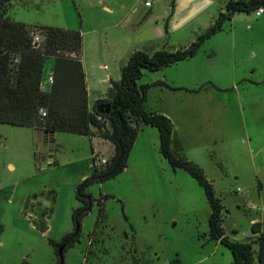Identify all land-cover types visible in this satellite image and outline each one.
I'll return each mask as SVG.
<instances>
[{"label": "rangeland", "instance_id": "1", "mask_svg": "<svg viewBox=\"0 0 264 264\" xmlns=\"http://www.w3.org/2000/svg\"><path fill=\"white\" fill-rule=\"evenodd\" d=\"M134 1L139 3L136 14L124 8L129 0H16L8 17L31 27L82 33L84 62L101 66L90 78L92 106L108 93L104 77L116 72L119 56L118 63L111 58L116 50L123 53L135 45L149 49L156 41L151 30L167 31L175 39L180 30L200 36L211 26L209 12L198 2L193 11L174 14L175 0ZM146 1L153 3L155 15L150 16ZM198 55L200 72L211 76L221 91L207 85L203 89L198 134L212 144L191 156L225 207V234L251 242L256 239L252 222L264 226V15L237 13ZM156 76L146 71L140 84L152 85ZM169 90L152 87L147 108L179 109L188 101L189 96ZM143 128L127 168L87 189L102 201L105 219L100 222L101 207L95 204L82 221L80 241L64 253V264H233L229 248L210 237L211 208L203 188L161 155L158 129ZM34 137L32 129L0 124V264H57L51 242L61 243L75 232L77 186L92 174L95 151L99 166L107 161L102 157H112L108 142L58 132L52 163L38 164ZM36 196L50 217L44 234L37 230L36 218L26 213Z\"/></svg>", "mask_w": 264, "mask_h": 264}, {"label": "trees", "instance_id": "2", "mask_svg": "<svg viewBox=\"0 0 264 264\" xmlns=\"http://www.w3.org/2000/svg\"><path fill=\"white\" fill-rule=\"evenodd\" d=\"M15 1L0 0V124L29 128L41 136L44 132H63L98 137L114 146L113 155L105 164L97 165V156L94 158L92 174L77 186L79 207L73 213L75 232L66 235L61 243L51 242L58 256L57 264L64 260L66 250L80 241L82 221L95 204L101 207L100 222L105 219L102 201L87 193V189L113 179L127 168L135 137L144 125L158 129L160 153L171 167L184 170L203 188L211 208L210 237L229 248L234 257L233 264H264L262 224L252 225L257 236L251 242L234 241L225 234V207L213 184L204 170L183 154L172 120L147 108L152 87L181 89L166 82L140 84L146 71L157 73L195 58L208 40L225 30L227 21L237 13L256 12L264 7V0H230L210 28L188 47L176 51L162 49L153 54L134 52L122 70L120 81H113L106 96L96 100L92 109L83 63L82 33L17 23L8 17ZM35 34L41 35V43L34 42ZM50 74L54 76L53 84H47ZM62 247L65 248L60 254Z\"/></svg>", "mask_w": 264, "mask_h": 264}, {"label": "crops", "instance_id": "3", "mask_svg": "<svg viewBox=\"0 0 264 264\" xmlns=\"http://www.w3.org/2000/svg\"><path fill=\"white\" fill-rule=\"evenodd\" d=\"M177 1L178 0H175L173 2L172 13L175 14L179 9L183 13H189L193 11L194 9L193 8V6L195 5L194 3L198 2L200 3L199 5L200 9H202L203 12H206V13L209 12V17L211 21L213 22L214 19L218 16V14L221 12V10L225 7V5L230 0H179L178 2ZM128 5H125L124 8L127 9V7L128 8L130 7V11L132 12L131 14H136L138 12L139 3L137 1L129 0ZM153 6H154L153 3L150 7L146 6L147 8H152V11H149L150 16L156 14V11L153 10ZM107 10L110 11L109 9ZM131 31L133 32L134 28H132ZM149 35L156 37V41L152 43V45H150L149 49L145 47L139 48L138 45L129 46V47H126V50H123L124 51L123 53H120L119 51L116 50L117 52L115 51V53L111 56L112 60H114L115 63H118L117 57L119 56V63H118V67L116 68V72L111 70V73H107L104 77L105 81L110 84V86H108L107 91L110 89L113 81L115 82L120 81L121 76H122V70L124 66L127 64L128 59L134 52L144 51L148 54H153L156 51H159L162 49L176 51V50H179L178 47H182V48L188 47L190 43L192 44L194 41L197 40L196 38L199 37V34H197V32L195 34V32L193 31L187 32L186 30H180L178 38H175V39H174V36H172L167 31L164 34H158V33L156 34L154 31L151 30ZM190 37H193L191 38L192 39L191 42H188L189 44H184L186 43L184 42V40L190 39ZM183 45L185 46L183 47ZM198 58H199V55H197L195 58H192L187 61H183L177 65H174L172 67L166 68L160 72L155 73L157 74V76H156V79H154L153 81V83L166 82L169 85H171L173 88L181 89V90L173 91V90H169L163 87L164 89L169 90L171 92H180L181 94L189 96L188 101L185 104H183L181 107H179V109H176V108L169 109V108L160 107L153 111L161 112L172 120L175 126V135H176V138L181 142L183 153L189 160L195 162L196 164H199V162L197 161L196 158L191 156V153L200 152L203 148H205L207 144L208 145L212 144V143L206 142V140L202 138L201 136H199L198 134V129H200L201 122L204 119V115L202 116L201 109L198 103L200 102L202 98L201 96L204 95L203 89H205L206 87H207L206 89L212 88L214 90L213 92L221 91L220 86L217 85V83L211 78V76L210 77L206 76L200 72V67L198 68L197 64L200 63L201 59H198ZM83 63H84V69H85V74L87 78L89 107L92 109L94 107L96 100H98L99 98H104L107 92L104 94V96H99L95 98L92 102L93 103L92 106H90V94H91L90 78L96 75V70L100 69L101 66L94 68V66L88 65L86 61L84 62V60H83ZM114 74L116 76H114ZM144 132L145 131L143 127L141 128L140 131L137 132V135L135 137L136 142L142 137V134H144ZM34 136H35L34 140L37 143V140L41 139V135H38L34 131ZM96 138L99 140H102L98 137ZM102 141H105V140H102ZM105 142H108V141H105ZM108 144H111V143L108 142ZM111 148H112L111 150H112V155H113L114 147L112 146ZM37 149L38 150L36 153V159H37V154H38L37 162L39 164L43 162V160L41 156V148L38 147ZM95 156L98 157L96 151L94 153V157ZM102 159L108 160L105 157H102ZM52 161H53V158H48L47 164H51ZM40 205H41L40 197L36 196V197L31 198L26 207V213L29 212L31 215H33L34 207L40 206ZM47 216H48V219H47V225H48V220L50 219V217L49 215ZM254 223H260L263 226V223L259 220H254L252 222V225ZM261 229L262 231H264V226Z\"/></svg>", "mask_w": 264, "mask_h": 264}, {"label": "water", "instance_id": "4", "mask_svg": "<svg viewBox=\"0 0 264 264\" xmlns=\"http://www.w3.org/2000/svg\"><path fill=\"white\" fill-rule=\"evenodd\" d=\"M37 147L41 148L43 163L47 164V159L53 158L54 153L58 148L54 140V133L44 132L41 136V139L37 140ZM33 216L37 221V230H39L43 234L46 233L49 230V227L47 225L48 216L47 213L42 209L41 205L34 207ZM64 248L65 247H62L60 249V254L62 253ZM61 264H64V260H61Z\"/></svg>", "mask_w": 264, "mask_h": 264}, {"label": "built area", "instance_id": "5", "mask_svg": "<svg viewBox=\"0 0 264 264\" xmlns=\"http://www.w3.org/2000/svg\"><path fill=\"white\" fill-rule=\"evenodd\" d=\"M145 5L147 6V7H150L151 5H152V2L151 1H146L145 2ZM262 15H264V7H261L260 9H258L257 11H256V16L257 17H261ZM43 41V38L40 36V35H37V34H35L34 35V42L36 43V44H39V43H41ZM54 83V76L53 75H49L48 76V78H47V84H53ZM42 114L43 115H46V112L45 111H42ZM252 208H254L253 206H252Z\"/></svg>", "mask_w": 264, "mask_h": 264}]
</instances>
